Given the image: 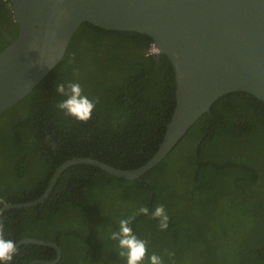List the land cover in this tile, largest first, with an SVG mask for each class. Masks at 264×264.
Segmentation results:
<instances>
[{
    "label": "trees",
    "instance_id": "obj_1",
    "mask_svg": "<svg viewBox=\"0 0 264 264\" xmlns=\"http://www.w3.org/2000/svg\"><path fill=\"white\" fill-rule=\"evenodd\" d=\"M9 3L0 0V50L18 32ZM152 43L140 32L83 22L53 70L0 113V197L7 204L38 198L73 157L133 169L156 152L176 84L168 57L148 53ZM54 81L79 82L98 99L87 122L55 107L63 97ZM161 204L165 230L151 216ZM142 206L149 215L137 214L131 227L163 264H264V103L247 92L226 93L140 178L71 164L43 201L3 210L0 220L6 239L56 242L58 264H125L109 237ZM17 249L10 264L56 254L31 243Z\"/></svg>",
    "mask_w": 264,
    "mask_h": 264
},
{
    "label": "water",
    "instance_id": "obj_2",
    "mask_svg": "<svg viewBox=\"0 0 264 264\" xmlns=\"http://www.w3.org/2000/svg\"><path fill=\"white\" fill-rule=\"evenodd\" d=\"M16 37L0 50V113L24 98L60 62L83 22L136 31L152 38L175 77V106L156 152L141 166L121 169L91 157H73L53 173L42 195L8 203L3 210L35 205L47 197L67 166L87 163L128 180L138 179L177 144L220 96L235 91L264 103V0H8ZM61 249L53 241L16 242ZM8 262V264H10Z\"/></svg>",
    "mask_w": 264,
    "mask_h": 264
},
{
    "label": "clouds",
    "instance_id": "obj_3",
    "mask_svg": "<svg viewBox=\"0 0 264 264\" xmlns=\"http://www.w3.org/2000/svg\"><path fill=\"white\" fill-rule=\"evenodd\" d=\"M78 75V73H76ZM56 94L63 99L56 102L55 107L63 111L66 116L75 118L81 122H87L92 115L98 99H89L83 93L79 82L68 81L66 83H57L54 81ZM55 145L53 148L55 149ZM0 205H7V201L0 197ZM137 214L149 215L147 207H140L132 216L121 219L117 231L110 234V239L118 244V255L125 259V264H144L147 257L148 264H163V259L156 253L148 255V242L140 239L134 233L131 223ZM3 215V209L0 208V216ZM151 216L158 220V227L165 230L168 227L169 217L165 211L164 205H158L151 212ZM4 222L0 220V264H8L12 261L17 252L16 242L12 239H6L4 234ZM169 255H174L169 253Z\"/></svg>",
    "mask_w": 264,
    "mask_h": 264
},
{
    "label": "flooded vegetation",
    "instance_id": "obj_4",
    "mask_svg": "<svg viewBox=\"0 0 264 264\" xmlns=\"http://www.w3.org/2000/svg\"><path fill=\"white\" fill-rule=\"evenodd\" d=\"M44 246V245H43ZM47 247H49V246H47ZM52 248V247H51ZM54 249V248H53ZM55 250V249H54ZM55 252H56V250H55ZM57 254V253H56ZM56 254H55V257L52 259V260H44V261H53L55 258H56ZM61 255H62V251H61ZM60 259H61V257H60ZM34 260H37V259H34ZM38 260H43V259H38ZM33 261V260H32ZM60 261V260H59ZM58 261V262H59ZM58 262L57 263H55V264H58ZM35 264H41V263H35Z\"/></svg>",
    "mask_w": 264,
    "mask_h": 264
},
{
    "label": "built area",
    "instance_id": "obj_5",
    "mask_svg": "<svg viewBox=\"0 0 264 264\" xmlns=\"http://www.w3.org/2000/svg\"><path fill=\"white\" fill-rule=\"evenodd\" d=\"M157 49L154 46H151L148 50V53H156Z\"/></svg>",
    "mask_w": 264,
    "mask_h": 264
}]
</instances>
